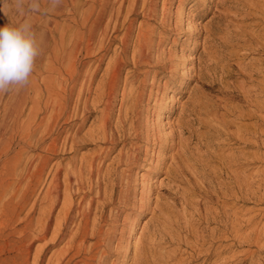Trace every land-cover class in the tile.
Instances as JSON below:
<instances>
[{"label": "bare ground", "instance_id": "6f19581e", "mask_svg": "<svg viewBox=\"0 0 264 264\" xmlns=\"http://www.w3.org/2000/svg\"><path fill=\"white\" fill-rule=\"evenodd\" d=\"M15 1L13 7L0 10V20L29 23L39 56L26 86L15 85L0 92V264H103L107 251L103 228L112 216L107 212L112 213L118 203L130 202L134 168L152 171L165 142L169 151L180 147L167 168L169 183L177 182L182 174L178 160L189 152L191 138L198 134L195 125L202 123L203 104L184 109L175 117L176 122L144 127L147 101L155 96L154 106L162 105L159 116L171 110L169 102H176L169 92L181 67L172 51L162 49V32L153 25L160 18L159 0H121L118 8L117 0H59L55 4L53 0H38L37 14H27L32 0H22L19 6ZM259 3L264 9V0ZM141 15L136 32L135 22ZM178 26L176 23L173 29ZM257 38L264 63V35ZM161 72H168L170 78L163 87L148 82L149 74ZM259 74L252 77L261 76L264 85V69ZM260 85L256 99L263 101L257 105L264 108ZM122 87L115 121L113 104L120 99ZM240 114L244 117L247 113L241 109ZM167 126L172 129L170 135L162 132ZM263 132L257 124L239 125L235 134L247 140L264 136ZM142 141L149 143L143 158ZM89 145L92 147L80 155ZM222 157L220 171L230 173L229 178L240 176L232 168L242 166L245 159L239 155ZM252 176L256 184L257 171ZM240 189H233L234 194ZM235 195L226 194L225 198ZM145 198L142 192L141 207L147 206ZM225 206L226 221L196 242L186 262L181 258L176 264L202 259L201 264H205L212 257H216L213 264H229L240 258L226 255L232 248L260 242L263 232L258 227L246 233L242 210ZM134 227L135 223L132 232ZM134 259V264L147 261L140 256Z\"/></svg>", "mask_w": 264, "mask_h": 264}, {"label": "rangeland", "instance_id": "374dc122", "mask_svg": "<svg viewBox=\"0 0 264 264\" xmlns=\"http://www.w3.org/2000/svg\"><path fill=\"white\" fill-rule=\"evenodd\" d=\"M164 1L158 2L160 18L153 25L162 32V49L172 51L174 61L181 64L177 78L170 86L173 90L169 92L176 97V102H169L171 110L167 115L159 116L162 105L154 106V96L144 105L146 113L143 124L144 127L152 128L154 125H162L163 121L172 122L184 109H190L199 102L203 104L202 123L195 125L198 134L191 138L189 152L178 160L182 178L177 182L169 183L167 168L171 166L173 155L180 147L169 151L165 142L160 146L165 150L159 160L155 157L152 171L134 168L130 202L127 205L118 203L112 213L107 212L112 216L106 222L107 225L104 223L103 228L107 250L104 263L134 264L136 256L145 257V264H176L181 258L186 262L191 257L196 242L210 234L212 229L220 227L222 221H226L225 212L228 207L225 205H229L233 207V211L236 208L242 210L247 234L256 227L263 232L258 244L248 242L242 247L232 248L226 255L240 258L229 264H264V136L244 140L236 138L235 134L239 125L257 124L264 131V108L257 105V101L263 99H256L259 96V83L262 84L260 86L263 92L264 85L261 76L252 77L264 69L257 38L258 34L264 35V9L259 3L262 0ZM220 2L225 3L224 7L219 6ZM120 3L121 0H117L115 8ZM86 4L85 7L88 6ZM14 5L15 0H0V10H7ZM29 13L37 14L30 5L27 7V14ZM18 14L16 15L19 16ZM142 19L141 15L135 22L136 32ZM160 19L166 24L160 22ZM3 22L8 23L0 20L2 27L5 25ZM176 23L179 26L174 30ZM132 39L134 44L136 36ZM132 51L133 46L131 56ZM112 53L113 51L108 54L107 62ZM106 65L97 79L104 73ZM127 73L128 69L124 70V82ZM167 73L149 74L148 82L155 81L156 86L163 87L170 79ZM122 91L123 87L119 93L120 99L113 104L115 121L119 114ZM14 93L15 90L9 95L13 96ZM241 109L247 113L244 117H240ZM94 117L96 116L92 119ZM170 131L172 129L169 126L162 129L166 135H170ZM230 137L233 140L230 141ZM141 145L143 158L149 143L142 141ZM91 147L89 145L82 148L80 155ZM121 147L122 144L114 155ZM158 147L155 153L159 151ZM222 154L239 155L245 159L242 166L232 168L240 176L229 178L230 173L220 171ZM256 171L258 177L255 184V177L252 175ZM238 187L241 189L235 195L233 189ZM141 191L146 197L144 205L147 206L144 207L139 202ZM226 194L235 196L226 199ZM26 212L27 210L23 215ZM134 223L135 230L132 232ZM117 249L122 250L119 252ZM215 258L212 257L205 264H213ZM202 261L204 259L189 263L201 264Z\"/></svg>", "mask_w": 264, "mask_h": 264}, {"label": "clouds", "instance_id": "9594fccd", "mask_svg": "<svg viewBox=\"0 0 264 264\" xmlns=\"http://www.w3.org/2000/svg\"><path fill=\"white\" fill-rule=\"evenodd\" d=\"M59 0H53L58 3ZM22 0H17L18 6ZM38 0H32L31 9L39 10ZM39 56L32 26L27 23L13 24L10 20L0 27V92L12 86H26Z\"/></svg>", "mask_w": 264, "mask_h": 264}]
</instances>
